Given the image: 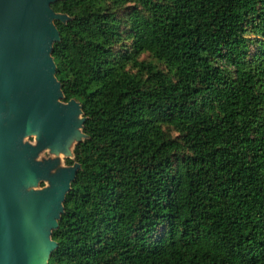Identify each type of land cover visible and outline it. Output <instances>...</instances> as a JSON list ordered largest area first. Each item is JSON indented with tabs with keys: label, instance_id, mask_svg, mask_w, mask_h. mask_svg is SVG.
<instances>
[{
	"label": "trees",
	"instance_id": "obj_1",
	"mask_svg": "<svg viewBox=\"0 0 264 264\" xmlns=\"http://www.w3.org/2000/svg\"><path fill=\"white\" fill-rule=\"evenodd\" d=\"M83 139L47 264H264V0H60Z\"/></svg>",
	"mask_w": 264,
	"mask_h": 264
},
{
	"label": "water",
	"instance_id": "obj_2",
	"mask_svg": "<svg viewBox=\"0 0 264 264\" xmlns=\"http://www.w3.org/2000/svg\"><path fill=\"white\" fill-rule=\"evenodd\" d=\"M57 1L0 0V264L48 263L78 170L64 164L51 174L59 161H35L44 150L71 159L83 139L81 106L62 101L51 55L60 41L55 22L68 20L51 8ZM26 136L37 143H23Z\"/></svg>",
	"mask_w": 264,
	"mask_h": 264
},
{
	"label": "rangeland",
	"instance_id": "obj_3",
	"mask_svg": "<svg viewBox=\"0 0 264 264\" xmlns=\"http://www.w3.org/2000/svg\"><path fill=\"white\" fill-rule=\"evenodd\" d=\"M82 119V116L79 115L78 117H76V120H80ZM81 131V130H80ZM79 140H75L72 144L75 145ZM23 143H27V144H32V145H35L37 142H36V137L35 136H26L23 138L22 140ZM66 156L67 155H64V154H51L48 150H44L42 151V153H40V155L35 159V161H44V160H47V159H51V160H57L59 161V165L56 169L52 170L51 171V174H54L56 173L59 169H62L64 166V160L66 159ZM47 184L44 183V182H41L37 185V187H35L34 189H42L44 187H46Z\"/></svg>",
	"mask_w": 264,
	"mask_h": 264
},
{
	"label": "flooded vegetation",
	"instance_id": "obj_4",
	"mask_svg": "<svg viewBox=\"0 0 264 264\" xmlns=\"http://www.w3.org/2000/svg\"><path fill=\"white\" fill-rule=\"evenodd\" d=\"M65 164V163H64Z\"/></svg>",
	"mask_w": 264,
	"mask_h": 264
}]
</instances>
